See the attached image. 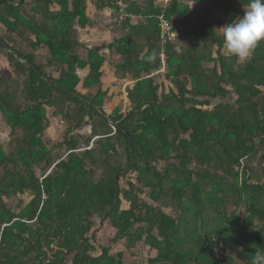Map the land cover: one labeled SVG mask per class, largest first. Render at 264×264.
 <instances>
[{
  "label": "trees",
  "instance_id": "trees-1",
  "mask_svg": "<svg viewBox=\"0 0 264 264\" xmlns=\"http://www.w3.org/2000/svg\"><path fill=\"white\" fill-rule=\"evenodd\" d=\"M28 1L0 0L8 35L0 34V49L13 75L0 76V113L12 134H23L11 153L0 147V264H124L110 248L94 254L96 214L110 221L128 249L143 243L156 251L152 264H253L264 253V164L259 171L251 164L259 154L264 163V43L245 62L225 55L214 15L225 26L243 16L249 0H193L199 10L174 0L165 16L179 21L180 31L177 43L166 47L159 43L158 0H95L97 12L115 16L124 6L126 19L117 27L123 32L109 48L120 56L117 70L134 82L126 87L128 112L116 109L108 118L101 89L105 55L77 36L78 27L91 24L86 11L93 0ZM132 16L143 21L132 25ZM14 35L32 51H21ZM40 51L45 61L37 59ZM86 69L85 95L77 72ZM162 75L174 87L168 93L157 82ZM45 107L67 123L63 159L54 160L43 142ZM88 126L83 149L75 132ZM98 146L102 173L96 179L90 167L99 166ZM119 149L124 165L111 162ZM133 174L135 183L122 190L121 180ZM145 192L153 204L141 199ZM27 193L32 199L23 207L4 202ZM231 202L243 216L225 215ZM171 208L180 216L164 212ZM207 210L220 216L218 224L206 223Z\"/></svg>",
  "mask_w": 264,
  "mask_h": 264
},
{
  "label": "rangeland",
  "instance_id": "rangeland-1",
  "mask_svg": "<svg viewBox=\"0 0 264 264\" xmlns=\"http://www.w3.org/2000/svg\"><path fill=\"white\" fill-rule=\"evenodd\" d=\"M28 2H30V0ZM92 2L94 3L95 0H93ZM27 9L29 10V7ZM242 11H244V10H242ZM88 12H89V10H88ZM86 13H87V11H86ZM214 15L219 20V23H217V25H218L217 31L219 34H221V32L218 30V29L223 27L221 20H220L221 16L216 12H214ZM93 17H94L93 21L97 22V25L101 24L104 27V28L102 27L103 28L102 32L108 31V30L105 31V28H106L105 26L108 23V21H106L105 18H103V16L99 20H98L96 15ZM93 21H91V24ZM105 22H107V23L105 24ZM84 30L85 29H81L79 27L77 28L78 39L83 43H85V41H87L88 38H84L85 39L84 40L81 35H83V34H84L83 36L89 35V34H86L84 32ZM109 33L106 32V35L103 36L101 41L102 42L104 41L105 45L100 43L99 44L100 49L103 47H106L109 43L113 42V40L115 39V37L112 35V33H111V36ZM0 34H2L3 36H8L6 34L4 28L1 25H0ZM10 37H12L13 40H15L16 42L18 41V43H21V44H18V46L21 48V51H24V53H28V52L32 51L29 44H25V43H28V41L22 40L23 42H25V43H22L18 40L16 35L10 36ZM10 44H11V42H10ZM22 44H24L25 46ZM95 45H97V43H95ZM223 52L225 55H229V53L226 51V49ZM38 53H39V57L37 59H39L41 61L42 60L45 61L47 58L45 51H40ZM82 56H84V52H82ZM47 69H48L47 72L49 74L54 75L55 77L58 76L54 72L53 69H50V68H47ZM11 71L12 70L9 68V65L6 61V54L0 49V76L5 77L6 79L11 78L13 76ZM111 71H113V68L111 69ZM160 73L164 74V69L161 70ZM81 77H82V75H81ZM110 78H112V77L110 76L108 79H110ZM115 78H117V77L115 76ZM21 82L23 83V80H21L19 82L18 90H17V94H18L17 98H18L19 103L22 102L21 93H22L23 86H22ZM157 82L159 84H161L162 86H164L161 89L164 90L166 93H168L169 90L174 89V87L170 84V82L166 81L164 79L163 75L157 79ZM121 87L124 89V86L121 85ZM82 93L84 94V92H82ZM121 95H122V93H121ZM233 99H236V98L233 97ZM124 101H126V100H123L120 102L121 103L120 104V107H121L120 112H122L123 115H125L128 112V106H127L128 104H127V102L124 103ZM105 102H106V99H105ZM111 102H112V99H108L106 104L107 103L109 104ZM45 109H46V116H47V120H48V127L42 136L43 142L48 146V149L53 154L52 157L54 158V160L63 159L67 155V150H66V148L63 147V143L66 140L67 123L61 117L54 115V109L49 108V107H45ZM109 109L110 108H108V110ZM109 116L110 115H108V113H106V117H109ZM90 130L91 129L88 126V127H83L80 131L75 132L76 136H78L77 141L79 142V144H81L80 147L83 149L86 146L85 140L90 136ZM22 136H23V134L21 133V131H17L15 133V135L12 134L11 129L7 125L5 118L0 113V147H2V149L5 151L6 154H9L12 151H14L17 138H21ZM90 147H91V145L89 146V148ZM93 148L95 149L93 156H94L95 160L98 161L99 166L96 168L95 167H90V168L96 169V172H97L96 179H98L102 173V170L100 168L101 164H99L102 160V157L98 153L99 146L93 147ZM111 162H112V164L117 163V164L124 165L126 163V154H125L124 150L119 149L118 156H113L111 158ZM251 164L255 168V170L259 171L260 168H262L263 164H264L262 162V154H259L258 156H256L252 160ZM49 172L50 171H48V173ZM36 173H37V176L41 178L42 170L40 168L36 169ZM2 174H3V172L0 169V177L2 176ZM135 178H136V176L133 174V175H129L126 178H124L123 180H121L120 185H121L122 190H127L129 188L128 183L130 181L135 183ZM140 197H141V199H146V201L149 204H153V202L148 198L149 197L148 192H145V194L141 195ZM31 199H32L31 194L27 193L23 196L17 195V196H15L14 199L13 198H11L10 200L4 199V202L7 204L8 207H12L13 209H17L19 206L23 207L26 204H28ZM157 207L160 208V204H157ZM121 208L123 210H127L129 208V206L125 202H122ZM171 209H164V212L172 215L175 218L180 216V212L178 210H175L173 208H171ZM224 213L227 217H229L233 213L243 216V209L240 207H237L236 205H233L231 202V204L229 206H227L226 209L224 210ZM189 217H192V216H189ZM204 217L207 219L206 223H210L212 225L218 224L221 220V218L218 214L213 213L210 210L206 211ZM92 222L94 224L92 232L95 231V234H96V239H95L94 244H95V247L97 249L94 253L95 255L100 253L99 247L103 246L106 248H110V253L113 256H116L117 254L121 253L123 255L124 264H152L151 260L156 258V256H157L156 251L149 250V248L147 246H145L143 243H140L137 246H135V249H128L125 240L121 241V240L115 239L116 230L111 226L109 220L104 221L100 218V216H98L96 214L95 216H93ZM229 254H230V252H229Z\"/></svg>",
  "mask_w": 264,
  "mask_h": 264
},
{
  "label": "crops",
  "instance_id": "crops-1",
  "mask_svg": "<svg viewBox=\"0 0 264 264\" xmlns=\"http://www.w3.org/2000/svg\"><path fill=\"white\" fill-rule=\"evenodd\" d=\"M158 1L160 3V0H158ZM176 1L177 2H182L183 4H186L191 10H199V9L203 8L202 5L195 3V1H193V0H176ZM94 4L95 3H93L92 1L87 4V17L91 21H93V19H94L93 16L96 15L98 20L101 19L102 16H103V18H105V20L108 21V23L105 22V24L107 23L106 26H105L106 27L105 31L108 30L106 32L107 33L110 32L109 33L110 36H111V33H112V35L115 37V39L113 40V42H114L115 40H117L121 36V33L123 32L119 28H117V27H120L121 25H117V24L114 23V21L118 18L119 15L115 16L112 13V11H110V10H104L102 12H97ZM123 7L124 6H121L120 13L121 12L123 13V11H122L124 9ZM88 10H89V12H88ZM130 19H131V24L132 25H137V24H139L140 22L143 21V19H140L138 17H133V16L130 17ZM169 23H171V22L169 21ZM172 25L174 27V30H175L176 34H177V41H178V34H179V31H180L179 21L176 20V22H174V24H172ZM102 27L103 26L101 24L97 25V22L93 21L92 24H90L84 30V32L86 34H89V35L83 36L84 35L83 34L81 36L83 37V39L84 38H88L89 41L87 40V41H85V43L82 42V44H84L88 49H94L99 54L105 55L106 59H105V62L103 64L102 68H101V72H102L101 89H102L103 92L107 93L106 102H107L108 99H112V102L109 103V104L108 103L106 104V102H105V107H104L105 111H104V113L105 114L108 113V115H112L113 112L116 109H121V107H120V104H121L120 102L121 101L126 100V101H124V103L127 102V104H128V99L126 97V87H132L134 82L130 81L129 78H125L123 76V74L120 71L117 70V67H118V65L120 64L121 61H120V56L115 54L113 49L110 50V48H109L110 45L113 42L109 43L106 47H103L101 49L99 48V44L100 43L105 45L104 41L103 42L101 41L103 36L106 35V32H102V29L104 28V27L103 28ZM158 28H159V35H160L159 21H158ZM126 35H127V33H126ZM95 43H97V45H95ZM159 43H160L161 47H166L167 46V45L162 44L160 40H159ZM146 44L147 43H143V45L145 46V52L148 49V46H146ZM86 54H87L86 51H84V56H86ZM35 55H36L37 58L39 57V53L38 52ZM161 60H162L163 66H165L164 55L163 54H161ZM112 68H113V71H111ZM159 73H157V74H159ZM77 74H78V76L80 77V80H81V83L79 84V87L77 89H78V91L80 93L84 92V94L86 95L88 93V90H84L82 88L83 87L82 84H83V80L88 75V70L87 69L86 70H78ZM81 75H82V77H81ZM110 76L112 78L108 79ZM115 76L117 78H115ZM121 85L124 86V89L121 87ZM121 93H122V95H121ZM108 108H110V109L108 110ZM121 114H122V112H121ZM90 148H92V144H91ZM90 148H88V149H90Z\"/></svg>",
  "mask_w": 264,
  "mask_h": 264
},
{
  "label": "clouds",
  "instance_id": "clouds-1",
  "mask_svg": "<svg viewBox=\"0 0 264 264\" xmlns=\"http://www.w3.org/2000/svg\"><path fill=\"white\" fill-rule=\"evenodd\" d=\"M226 51L239 62L247 61L264 43V0H249L244 14L218 29ZM253 264H264V253H257Z\"/></svg>",
  "mask_w": 264,
  "mask_h": 264
},
{
  "label": "built area",
  "instance_id": "built-area-1",
  "mask_svg": "<svg viewBox=\"0 0 264 264\" xmlns=\"http://www.w3.org/2000/svg\"><path fill=\"white\" fill-rule=\"evenodd\" d=\"M173 1L174 0H160L161 15L158 18L159 27H160L159 40L164 45L175 44L177 42V34L174 30V27L171 23H169V21L165 16V12L170 7V4ZM125 19L126 16L121 12L118 18L114 21V23L117 25H121L125 21ZM212 256L216 260L221 258L219 250H215Z\"/></svg>",
  "mask_w": 264,
  "mask_h": 264
},
{
  "label": "water",
  "instance_id": "water-1",
  "mask_svg": "<svg viewBox=\"0 0 264 264\" xmlns=\"http://www.w3.org/2000/svg\"><path fill=\"white\" fill-rule=\"evenodd\" d=\"M24 2H25V0H20L19 4L17 6L22 5ZM23 63L29 67H32V65L30 63H26V62H23ZM33 69H34V67H33Z\"/></svg>",
  "mask_w": 264,
  "mask_h": 264
}]
</instances>
